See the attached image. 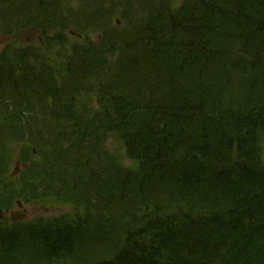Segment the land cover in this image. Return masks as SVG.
<instances>
[{
	"label": "trees",
	"instance_id": "trees-1",
	"mask_svg": "<svg viewBox=\"0 0 264 264\" xmlns=\"http://www.w3.org/2000/svg\"><path fill=\"white\" fill-rule=\"evenodd\" d=\"M65 1L0 0V28H37L36 8L57 11ZM144 2L146 21L112 38L120 47L103 64L79 44L66 63L48 56L42 65L34 47L6 46L0 92L8 72L20 73L11 86L21 99L53 79L60 84L42 99L63 105L98 85V111L53 109L48 118L62 143L67 122L83 134L69 138L77 155L52 168L70 183L96 185L109 254L93 264H264V0ZM32 54L35 64L26 61ZM111 135L124 157L108 147ZM66 225L53 231L65 248ZM15 233L0 229L2 252L27 243Z\"/></svg>",
	"mask_w": 264,
	"mask_h": 264
},
{
	"label": "rangeland",
	"instance_id": "rangeland-1",
	"mask_svg": "<svg viewBox=\"0 0 264 264\" xmlns=\"http://www.w3.org/2000/svg\"><path fill=\"white\" fill-rule=\"evenodd\" d=\"M164 1L173 7L184 2ZM57 6V11L53 9L56 6L48 5L35 9L39 13L38 18L41 17L37 28L26 27L12 34L6 33L10 26L4 30L0 28V54L8 45L17 50L34 47L36 54L39 53L37 64L42 65L48 56L51 63H66L70 54H77L73 52L74 44H79L84 53H94V57L103 64L120 47L116 42L111 43V39L127 36L129 28L137 20L146 18L140 16L149 7L144 0H66L65 5ZM46 13H50V17H45ZM50 40L55 43H50ZM112 44L114 48L110 47ZM35 56L32 54L26 61H32ZM36 60L32 63L35 64ZM107 67L111 66L99 69ZM8 73L15 79L20 74ZM49 75L55 77L50 72ZM12 79L7 81L9 88H5L6 93L0 92V211L2 215L4 211L6 217L0 219V229L15 230L27 243L13 244L10 249L14 251L10 253L0 250V264H93L106 258L109 242L98 234L96 185L80 186L73 184V179H69L70 183L66 181L68 178L54 175L57 170L52 168V165L59 166L77 155L78 144L75 147L74 142L73 145L69 143V138L78 141L83 134H76L67 122L68 139L62 143V137L48 130L51 124L48 118L53 117V109L98 111L99 99L95 90L98 85L90 92L80 94V99L63 97V102L68 100V104L63 105L50 98L42 99L45 92L52 93L54 87L60 84L57 80L34 84V96L21 99L20 90L14 91L11 86ZM24 92L27 93V90ZM10 93L15 94L7 99ZM77 114L71 117L80 118ZM8 117H16L18 122ZM71 117L69 115L68 119ZM108 139L107 145L113 153L124 150L118 136L111 135ZM118 155L124 157L120 152ZM125 162L128 163V160ZM65 173L67 175V170ZM77 222L81 225L77 226ZM67 223L71 228V242L70 245L66 242L69 247L65 248L62 243L55 242L53 231H61ZM25 230L36 231V234L26 233ZM64 255L69 258L65 259Z\"/></svg>",
	"mask_w": 264,
	"mask_h": 264
},
{
	"label": "water",
	"instance_id": "water-1",
	"mask_svg": "<svg viewBox=\"0 0 264 264\" xmlns=\"http://www.w3.org/2000/svg\"><path fill=\"white\" fill-rule=\"evenodd\" d=\"M1 216H2V211H0V218H1Z\"/></svg>",
	"mask_w": 264,
	"mask_h": 264
},
{
	"label": "flooded vegetation",
	"instance_id": "flooded-vegetation-1",
	"mask_svg": "<svg viewBox=\"0 0 264 264\" xmlns=\"http://www.w3.org/2000/svg\"><path fill=\"white\" fill-rule=\"evenodd\" d=\"M21 205V204H20ZM6 218V217H5Z\"/></svg>",
	"mask_w": 264,
	"mask_h": 264
}]
</instances>
